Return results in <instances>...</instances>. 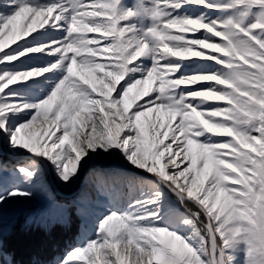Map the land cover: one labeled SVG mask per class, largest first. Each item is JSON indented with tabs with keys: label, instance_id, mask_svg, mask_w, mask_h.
<instances>
[{
	"label": "snow or ice",
	"instance_id": "snow-or-ice-1",
	"mask_svg": "<svg viewBox=\"0 0 264 264\" xmlns=\"http://www.w3.org/2000/svg\"><path fill=\"white\" fill-rule=\"evenodd\" d=\"M41 199L47 264H264V0H2L0 222Z\"/></svg>",
	"mask_w": 264,
	"mask_h": 264
},
{
	"label": "rangeland",
	"instance_id": "rangeland-1",
	"mask_svg": "<svg viewBox=\"0 0 264 264\" xmlns=\"http://www.w3.org/2000/svg\"><path fill=\"white\" fill-rule=\"evenodd\" d=\"M0 2H2V0H0ZM128 2H132V0H128ZM189 14H193L191 9H189ZM51 181L61 193L60 195H57L52 188L56 200L63 204L72 205L73 201L77 200L80 194L85 190L91 191L93 196H95V192L89 185H86L84 180H81L80 183L70 188L57 184L52 178ZM69 216H72V220L69 222L67 228L72 230L75 228L76 231L74 232V235L66 234L63 238H60L63 225H65L64 222ZM84 224L85 217L77 214L75 206L70 207L68 212H64L61 209L51 207L46 199H41L33 201L30 204L17 206L15 209L9 210L5 213L2 222H0V232H2L0 238H2L4 251L6 253L9 250H6L7 245L5 241L7 240L11 243L12 249L15 251L13 257L15 264L17 261H21L20 263L25 264H44L43 261H45L44 258L46 255L50 256L46 257V262H48L58 253L62 254L65 249L78 244L84 234ZM27 226L34 228V235L35 237L37 236V238L32 237V239H28L26 242L23 237H19V233H16L15 236L13 235L12 238H6L15 227L18 229L16 230L19 231L26 229ZM51 244L53 245L51 246ZM35 247H40L39 254H35V257H28L30 250ZM13 250H11L12 253L14 252ZM11 252L8 254L13 255ZM33 258L44 260L41 262H39V260L33 261Z\"/></svg>",
	"mask_w": 264,
	"mask_h": 264
},
{
	"label": "trees",
	"instance_id": "trees-1",
	"mask_svg": "<svg viewBox=\"0 0 264 264\" xmlns=\"http://www.w3.org/2000/svg\"><path fill=\"white\" fill-rule=\"evenodd\" d=\"M72 220V216H69V217H67V220L64 222V224L65 225H63V230L61 231V237L60 238H63L66 234L67 235H74V232L76 231V229L74 228V230H72V229H68L67 228V226L69 225V222ZM17 223H18V221H17ZM17 228L15 227L13 230H12V232H10L8 235H7V239H9L10 237L12 238L13 237V235L15 236L16 235V233H19L18 235H19V237H23L24 238V240L27 242L28 241V239H32V237H35V235H34V233H35V231H33V229L34 228H31V227H26V229H24V230H19V231H17L16 230ZM20 233H23V234H20ZM29 233H30V235H29ZM35 238H37V236L35 237ZM23 240V241H24ZM6 242V245H7V248H6V250H9L7 253H9L10 254V252H11V250H13L12 249V245H11V243H9L7 240L5 241ZM53 244H51V246H52ZM49 250V249H48ZM14 251V250H13ZM39 252H40V247H35V248H33L32 250H30V254L28 255V257H35V254L37 255V254H39ZM12 253V252H11ZM14 253H15V251L12 253L13 255H11L12 257H14ZM18 253V252H17ZM25 253V252H24ZM49 256V255H48ZM47 255L45 256V261H43V263L44 264H47V258L46 257H48ZM50 257V256H49ZM35 258H33V261H36V260H39V262H41L42 260H44V259H35ZM21 261H17V263L18 264H25V263H20ZM16 263V264H17Z\"/></svg>",
	"mask_w": 264,
	"mask_h": 264
},
{
	"label": "water",
	"instance_id": "water-1",
	"mask_svg": "<svg viewBox=\"0 0 264 264\" xmlns=\"http://www.w3.org/2000/svg\"><path fill=\"white\" fill-rule=\"evenodd\" d=\"M50 181H51V178H50ZM51 186L54 190V192L57 194V195H60L61 193L58 191V189L55 187V185L53 184V182L51 181Z\"/></svg>",
	"mask_w": 264,
	"mask_h": 264
}]
</instances>
